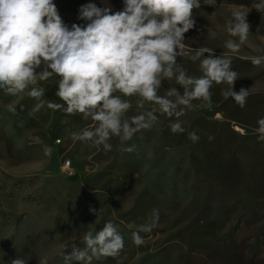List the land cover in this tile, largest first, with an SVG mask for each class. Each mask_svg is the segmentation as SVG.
Listing matches in <instances>:
<instances>
[{
  "label": "rangeland",
  "instance_id": "1",
  "mask_svg": "<svg viewBox=\"0 0 264 264\" xmlns=\"http://www.w3.org/2000/svg\"><path fill=\"white\" fill-rule=\"evenodd\" d=\"M88 2L113 11L123 7V0H107V5L103 0H54L69 26L84 23L78 11ZM257 2L216 0L209 6L201 0V8L194 9L196 25L184 43L211 48L217 57L226 53L238 73L233 90L244 88L250 95L240 108L221 95L228 84H214L210 103L193 101L178 118L183 133L170 129L177 117L157 113L153 128L124 145L113 137L106 153L103 146L72 136L91 127L90 119L47 106L33 112L38 101L26 92L11 97L0 90V264L15 258L25 264H65L62 253H71L73 243L83 249V235L99 231L109 220L125 239L123 264H264V142L255 131L264 117V66L250 60L264 55V13L253 7ZM233 11L247 13L251 26L238 53L224 47L225 41L238 40L226 31ZM177 59L188 75L202 74L199 61ZM57 80L40 82L44 100L61 102L55 96ZM172 87L183 92L175 80H165L158 94ZM131 99L128 117L152 107L138 108L136 98ZM192 131L198 142L188 138ZM133 144L131 153L121 150ZM45 146L52 149L50 155ZM67 161L73 174L65 169ZM152 209L159 210V220L151 232L140 233L145 243L136 246L131 233L137 229L128 225L152 223Z\"/></svg>",
  "mask_w": 264,
  "mask_h": 264
},
{
  "label": "clouds",
  "instance_id": "2",
  "mask_svg": "<svg viewBox=\"0 0 264 264\" xmlns=\"http://www.w3.org/2000/svg\"><path fill=\"white\" fill-rule=\"evenodd\" d=\"M103 2L107 5V0ZM204 4L215 6L216 0H204ZM201 5V0H123V7L113 11L111 6L88 2L78 11L77 19L84 23L69 26L54 0H0V90L11 97L26 92L38 101L33 112L47 106L68 117L79 114L90 119L91 127L73 132L72 136L81 143L103 146L106 153L112 150L109 141L113 137L124 145L141 130L153 128L159 121L157 113L177 117L170 129L183 133L185 129L178 118L185 108L193 106V101L210 103L214 84H228L230 87L221 95L244 108L250 93L244 88L233 90L238 73L232 69L227 54L217 57L211 48L193 49L184 43L185 34L196 25L193 11ZM253 7L264 13V0ZM246 17L243 11H233L226 21L228 35L238 38L224 43L232 53H238L248 42L251 26ZM185 56L193 63L199 61L200 76L188 75L178 64L177 58ZM250 60L253 66H264V55ZM53 77L58 78L55 96L60 103L44 100L45 89L39 86ZM165 80H175L183 92L172 87L159 95ZM133 97L138 108L148 103L151 109L126 116L133 107ZM8 110L15 111L11 106ZM257 125V138L264 142V117L257 120ZM188 138L193 143L199 140L195 131ZM121 150L131 153L136 145ZM51 151L45 146L46 155ZM89 211L96 214L95 208ZM151 216L152 223L128 225L137 229L131 233L134 245L145 243L140 233L152 231L159 220V210L152 209ZM82 240L83 249L73 243L71 253H62L65 264L73 260L93 264L94 260L107 258L123 264L126 259L122 256L124 236L110 220L99 231L86 232ZM11 264L25 261L15 258Z\"/></svg>",
  "mask_w": 264,
  "mask_h": 264
},
{
  "label": "built area",
  "instance_id": "3",
  "mask_svg": "<svg viewBox=\"0 0 264 264\" xmlns=\"http://www.w3.org/2000/svg\"><path fill=\"white\" fill-rule=\"evenodd\" d=\"M65 169L70 173V174H73V171L71 169V162L70 161H67L66 164H65Z\"/></svg>",
  "mask_w": 264,
  "mask_h": 264
}]
</instances>
